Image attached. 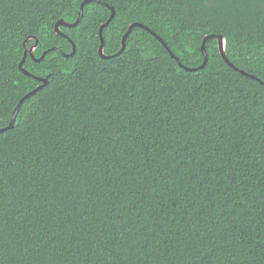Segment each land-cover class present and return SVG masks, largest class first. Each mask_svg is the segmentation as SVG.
<instances>
[{
	"label": "trees",
	"instance_id": "trees-1",
	"mask_svg": "<svg viewBox=\"0 0 264 264\" xmlns=\"http://www.w3.org/2000/svg\"><path fill=\"white\" fill-rule=\"evenodd\" d=\"M84 1L0 0V264H264V0Z\"/></svg>",
	"mask_w": 264,
	"mask_h": 264
},
{
	"label": "water",
	"instance_id": "water-1",
	"mask_svg": "<svg viewBox=\"0 0 264 264\" xmlns=\"http://www.w3.org/2000/svg\"><path fill=\"white\" fill-rule=\"evenodd\" d=\"M89 0H86V1H84L82 4H81V8H80V13H79V16H78V18L76 19V21L75 22H67V21H65L64 19H60L57 23H56V30H57V32L58 33H61L62 35H65V34H63L62 33V31H61V26L63 25V26H69V27H72V26H76L78 23H79V21L81 20V18H82V15H83V11H84V7H85V4L88 2ZM114 16H115V9L114 8H112V14H111V16H110V18L105 22V23H103L102 25H101V27H100V39H101V44H100V47H99V54H100V56L101 57H103V58H110V57H112V56H110V55H106L105 53H104V45H105V40H104V36H103V29L111 22V20L114 18ZM136 26H141V27H144L145 29H147V30H149L150 32H152L154 35H156L166 46H167V44H166V42H164V40L161 38V37H159L153 30H151L150 28H148L147 26H145L144 24H142V23H140V22H135V23H132L130 26H129V29H128V31L125 33V35L123 36V38H122V48L120 49V51L117 53V54H119V53H121L122 51H124V49H125V47H126V41H127V38H128V36H129V34H130V32L136 27ZM65 36H67V35H65ZM213 37H216L217 39H218V41H219V48H220V52H221V54H222V56L224 57V59L226 60V62L228 63V64H230L232 67H234L235 69H238L231 61H230V59L227 57V55H226V52H225V40H224V37L222 36V35H219V36H217V35H208V36H206L205 38H204V40H203V43H202V51H203V53H204V55H205V60H204V62H203V64L201 65V66H199V67H196V68H189V67H186L188 70H197V69H200V68H203V67H205V65L207 64V61H208V54H207V51H206V42H207V40L209 39V38H213ZM37 41H38V39L36 38V43L31 47V48H29V49H26L25 50V53H24V57H23V59L21 60V62H20V64H19V67H20V69L24 72V73H26L27 75H32L27 69H25L24 68V63H25V60H26V58H27V55L28 54H30L33 58H35L36 60H38V61H41L45 56H46V54H47V52L48 51H45L42 55H41V57H39V58H36L35 57V55H34V49L36 48V46L38 45V43H37ZM72 41V40H71ZM223 42V43H222ZM72 44H73V50H72V52L71 53H63L66 57H69V56H73L75 53H76V44L72 41ZM171 54H172V56H174L176 59H178L179 60V58H178V56H176L173 52H171ZM180 64H182L181 62H180ZM244 74H247V75H249V76H251V77H253V78H256V76H254V75H252V74H248V73H246V72H244V71H242ZM38 79L42 82L36 89H34V90H32V91H30L29 93H27L26 95H24V97L20 100V102L18 103V105H17V107H16V109H15V111H14V113H13V116H12V119H11V122H10V124L7 126V127H5V128H1L0 129V132L1 131H4V130H6V129H9V128H12L14 125H15V122H16V120H17V115H18V113H19V110H20V108H21V105L23 104V102L26 100V99H28V98H30L31 96H33L39 89H41L43 86H45L46 84H48V82H49V77H45V78H42V77H38Z\"/></svg>",
	"mask_w": 264,
	"mask_h": 264
},
{
	"label": "snow or ice",
	"instance_id": "snow-or-ice-1",
	"mask_svg": "<svg viewBox=\"0 0 264 264\" xmlns=\"http://www.w3.org/2000/svg\"><path fill=\"white\" fill-rule=\"evenodd\" d=\"M37 43H38V41H37ZM223 43V42H222Z\"/></svg>",
	"mask_w": 264,
	"mask_h": 264
}]
</instances>
